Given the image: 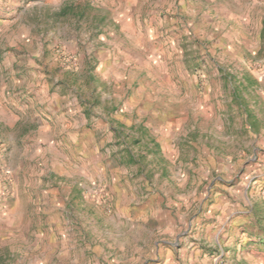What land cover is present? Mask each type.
<instances>
[{"label": "rangeland", "instance_id": "obj_1", "mask_svg": "<svg viewBox=\"0 0 264 264\" xmlns=\"http://www.w3.org/2000/svg\"><path fill=\"white\" fill-rule=\"evenodd\" d=\"M125 4L0 0V264H264V0Z\"/></svg>", "mask_w": 264, "mask_h": 264}, {"label": "crops", "instance_id": "obj_2", "mask_svg": "<svg viewBox=\"0 0 264 264\" xmlns=\"http://www.w3.org/2000/svg\"><path fill=\"white\" fill-rule=\"evenodd\" d=\"M126 4V8H125V12L124 14L122 13V16H119V18H117V23H120L121 25V28L123 30V24H124V21H129L130 17H131V11L133 10L132 9V2H137V0H123ZM125 19V20H124ZM128 19V20H127ZM128 23V22H127ZM123 37H127V38H130L132 40H134L136 43H138V45H142L144 42H145V38L143 37V34L140 32L138 34H134L132 36V34H125L123 32V34H121ZM179 257H183V256H179ZM179 257H173L172 255H167L166 256V261H165V264H188V261L190 259V262L192 264H201L200 262H198L199 260V257L195 256V257H191V258H179ZM130 261V258L126 257L125 260H124V263L126 264L127 262ZM148 262V261H147ZM198 262V263H197Z\"/></svg>", "mask_w": 264, "mask_h": 264}]
</instances>
